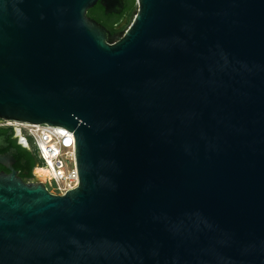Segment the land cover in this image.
I'll use <instances>...</instances> for the list:
<instances>
[{"label": "water", "instance_id": "obj_1", "mask_svg": "<svg viewBox=\"0 0 264 264\" xmlns=\"http://www.w3.org/2000/svg\"><path fill=\"white\" fill-rule=\"evenodd\" d=\"M97 1L0 0V119L71 131L80 178L0 135V264H264V0H139L116 35Z\"/></svg>", "mask_w": 264, "mask_h": 264}, {"label": "built area", "instance_id": "obj_2", "mask_svg": "<svg viewBox=\"0 0 264 264\" xmlns=\"http://www.w3.org/2000/svg\"><path fill=\"white\" fill-rule=\"evenodd\" d=\"M0 126L15 130L21 144L35 150L40 159L35 170H49L44 181L38 172L35 178L43 181L50 192L63 195L79 186L76 138L71 131L47 123L6 119H0Z\"/></svg>", "mask_w": 264, "mask_h": 264}, {"label": "flooded vegetation", "instance_id": "obj_3", "mask_svg": "<svg viewBox=\"0 0 264 264\" xmlns=\"http://www.w3.org/2000/svg\"><path fill=\"white\" fill-rule=\"evenodd\" d=\"M105 2L106 0H98L93 7L89 8L88 16L106 27V29H108L113 35L126 32L132 25L133 17L136 15L139 7V0H120V3L115 2L113 7L117 8L119 10L118 12L109 11L110 9L104 5ZM3 129L8 130L4 132ZM0 135H5L7 137V141L10 139L21 145L19 143L18 134L11 128L0 126ZM8 142L10 143V141ZM26 149L29 151V154L26 157L21 156L19 158L21 160L16 158V161L13 163V167L19 172V175L24 180L35 181V174L37 172L35 167L40 163V159L32 147H26ZM16 156H19V152Z\"/></svg>", "mask_w": 264, "mask_h": 264}, {"label": "trees", "instance_id": "obj_4", "mask_svg": "<svg viewBox=\"0 0 264 264\" xmlns=\"http://www.w3.org/2000/svg\"><path fill=\"white\" fill-rule=\"evenodd\" d=\"M7 130L8 129H3L4 132H6ZM8 141H10L11 147H16L18 152H19V156H15L16 158L19 159L21 156L26 157L29 154V151L25 147L19 145L17 142L10 140V139H8ZM6 151H7V149H3V150H0V153H4ZM19 160H21V159H19ZM2 170H5L6 172H10V170L8 168H6L0 164V171H2Z\"/></svg>", "mask_w": 264, "mask_h": 264}, {"label": "bare ground", "instance_id": "obj_5", "mask_svg": "<svg viewBox=\"0 0 264 264\" xmlns=\"http://www.w3.org/2000/svg\"><path fill=\"white\" fill-rule=\"evenodd\" d=\"M37 172L40 174L41 180H45L46 177L49 175V170L44 169V170H37Z\"/></svg>", "mask_w": 264, "mask_h": 264}]
</instances>
